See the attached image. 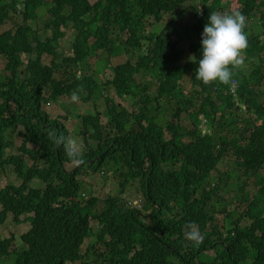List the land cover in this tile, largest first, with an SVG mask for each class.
Here are the masks:
<instances>
[{"label":"trees","instance_id":"trees-1","mask_svg":"<svg viewBox=\"0 0 264 264\" xmlns=\"http://www.w3.org/2000/svg\"><path fill=\"white\" fill-rule=\"evenodd\" d=\"M224 1L199 0L202 14L193 6L190 29L173 39L175 16L186 0H0V171L11 169L21 182L0 189V225L8 216L16 224L33 216L32 227L20 236L21 249L11 250L13 235L0 241V261L13 256L12 264H264V0ZM40 7L48 15L42 29L50 34L44 39L28 23L38 20ZM235 11L246 17L248 46L241 56L249 73L231 69V81L238 83L231 93V82L205 85L194 70L209 13ZM166 14L170 21L153 37L146 35L147 20L159 22ZM256 19L258 34L251 28ZM69 26L75 32L72 54L59 57L56 42ZM185 40L187 47L180 46ZM129 51L135 60L126 57ZM97 52L112 74L104 83L86 62ZM82 91L84 101L101 104L107 121L100 123L97 109L82 117L78 134L98 144L83 153L72 149L70 156L66 140L77 133L59 122L64 116L53 119L44 107L63 106ZM110 91L130 99L136 111L116 103ZM183 115L190 131L181 124ZM13 137L20 139L16 152L10 151ZM223 160L257 177L251 199L243 189L237 196L242 211L225 233L210 204L222 180L212 185L211 173ZM72 163L67 171L65 164ZM85 170L117 174L115 194L84 201ZM132 194L139 207L129 201ZM244 218L249 225H241ZM92 220L97 240L82 250L93 234ZM189 224L200 243L186 239Z\"/></svg>","mask_w":264,"mask_h":264},{"label":"rangeland","instance_id":"rangeland-1","mask_svg":"<svg viewBox=\"0 0 264 264\" xmlns=\"http://www.w3.org/2000/svg\"><path fill=\"white\" fill-rule=\"evenodd\" d=\"M91 3L95 2V0H89ZM229 3V0L224 1V5H227ZM193 6H196L198 14H201L202 7L199 2V0H186L185 4L183 5L184 11L182 13H176V24H174L175 29L172 33V38H177L176 36H182L183 32L182 30L184 27L190 29V24L192 22V17L194 14V11L192 10ZM199 10V11H198ZM226 12V11H225ZM38 15L37 21H28L30 26L34 29H38V36L40 39H44L47 35L50 34V31H44L42 29L43 24L46 20H48V15L46 13L45 7H40L36 11ZM170 21V16L163 15L162 19L159 22H154L152 18L147 20L146 24V35H149L153 37L155 34H157L164 26ZM257 25V19L255 22L251 24V28H254V33H259V26ZM181 29V30H180ZM63 31L66 30V36L63 39H59L56 42V51L58 53V56H65V55H71L70 51V44L74 38L75 32L74 30L69 26L68 28H62ZM188 41H181L180 46L187 47ZM124 47V45H123ZM126 51V50H125ZM129 56V58L135 60L136 59V53L133 51H129L126 53V57ZM189 53L186 50L185 57L186 59H189ZM104 54L101 52H97L96 56L93 59H90V61H86L89 63L88 70H92L95 75L97 76V79L100 83L107 82L112 78V74L108 68H106L104 64ZM243 58V57H242ZM24 63L26 62V57H22ZM192 59V57H190ZM4 60L0 58V70H2V67L4 66ZM240 70L244 72V74H248L249 70L246 66L242 65L240 67ZM82 73L81 71H79ZM262 72H264V67L262 69ZM80 76L78 72H76V75ZM152 80V78H149ZM140 81V79H139ZM193 87H189V90L187 91V94L192 91ZM198 87H196V90ZM151 91V90H149ZM85 92L82 91L81 95H71L70 98H67L64 102V105H56L52 106L51 104H48L44 107L46 112L51 115L52 118H56L57 115L64 116L66 119L59 118V122H61L63 125H65L69 132H75L77 133V136L74 135H68L66 140V145L71 147L76 152H87L90 148H94L97 146V142L93 141L90 138L85 139L83 135L78 134L77 130H82V117L85 115H91L94 116L95 110H100V123L105 126L107 117L105 116L104 110L101 109L100 103L94 102V98L88 102L83 100V97L85 98ZM110 96L113 98V100L122 106L126 107L128 110H134L136 111V107L132 104L130 99H120V97H117L112 91H110ZM100 104V105H99ZM95 108V109H94ZM169 113L167 112L165 114V118L169 117ZM249 117L254 118V116H251L248 114ZM163 118L164 120H166ZM181 124L182 126L187 129H192V124L190 120L187 119L185 115L181 117ZM163 122V121H162ZM73 125V126H72ZM75 125V126H74ZM72 126V127H71ZM76 129V130H75ZM201 129L206 130L204 125H201ZM9 132L14 133V129H11ZM105 133H103L104 135ZM112 135V133L110 134ZM187 141V139H184ZM12 141L14 142V147L10 149L11 152H16V147L20 145V139L13 137ZM9 150H6V154H9ZM76 163L72 164H65V169L71 170L74 168ZM6 169V168H5ZM227 173V174H224ZM221 176L222 180L220 183L216 186V190L211 195L210 204L212 205V209L214 214L216 215L217 224L220 227L221 230L225 233L227 229L232 228V221L239 218L240 213L242 210H239L236 208V202H237V196L239 195L240 191L243 189L246 197L248 199H251V197L255 194L257 187L254 185V181L257 177L254 176H246L242 173L241 170H238V172L235 170V168L227 161L223 160L218 164V169L214 170L211 173V179L210 182L213 185V183L218 180V177ZM118 175L114 173H110L107 175H101V173H93L91 170H85V173L80 176L82 180V188L80 189V193L84 192L86 195L84 198V201L88 200L90 197H98L101 202V200L106 195H113L117 191V186L120 183V180L117 178ZM15 184L20 185V180L15 177L14 173L11 171V169H6L5 171H0V189L3 188L6 184ZM37 186L38 181L33 180L31 183V186ZM133 189H130L132 191ZM134 197L129 199V201L134 204L136 203L139 205V200L136 198L134 194H132ZM245 204L243 207H245ZM136 205V206H137ZM229 214V216H227ZM32 219L33 216L30 214L24 215L21 217V222L19 224H16L11 216L7 218V220L4 222L3 225H0V241L10 237L13 235V243L11 246V250L13 249H21L22 243L20 236L25 233L27 230H29L32 227ZM250 220L248 218H244L241 221V225H249ZM91 225L94 228L93 234L88 237L84 241V245L82 246V250L86 248L87 244H91L96 242L97 237L94 234L96 232L95 228V221H91ZM208 255H213V252L207 253ZM13 256H10L9 258H6V260L0 261V264H12L13 262Z\"/></svg>","mask_w":264,"mask_h":264},{"label":"clouds","instance_id":"clouds-1","mask_svg":"<svg viewBox=\"0 0 264 264\" xmlns=\"http://www.w3.org/2000/svg\"><path fill=\"white\" fill-rule=\"evenodd\" d=\"M245 25L246 17L239 11L231 14L209 13L208 21L201 34L202 57L198 60V67L194 70L197 80L205 85L214 81L226 85L231 82L230 92L234 93L238 83L233 79L237 85L232 91L233 80L231 81V78L233 73L231 69H239L244 63L241 54L248 46L247 36L243 31ZM68 154L73 155L71 147L68 148ZM133 205L137 204L134 203ZM137 206L139 207V205ZM188 228L191 230L185 233L186 239L197 244L200 243L202 237L194 225L189 224Z\"/></svg>","mask_w":264,"mask_h":264},{"label":"built area","instance_id":"built-area-1","mask_svg":"<svg viewBox=\"0 0 264 264\" xmlns=\"http://www.w3.org/2000/svg\"><path fill=\"white\" fill-rule=\"evenodd\" d=\"M236 85H237V84H236V81L233 80V81H232V85H231V90H232V91H234Z\"/></svg>","mask_w":264,"mask_h":264}]
</instances>
